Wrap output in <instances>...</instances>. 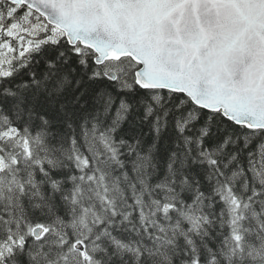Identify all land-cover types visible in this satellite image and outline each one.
Masks as SVG:
<instances>
[{"label":"snow or ice","instance_id":"snow-or-ice-1","mask_svg":"<svg viewBox=\"0 0 264 264\" xmlns=\"http://www.w3.org/2000/svg\"><path fill=\"white\" fill-rule=\"evenodd\" d=\"M0 264H264V0H0Z\"/></svg>","mask_w":264,"mask_h":264}]
</instances>
